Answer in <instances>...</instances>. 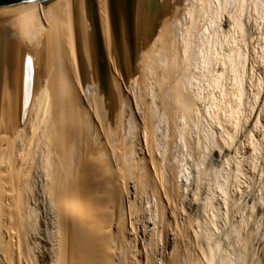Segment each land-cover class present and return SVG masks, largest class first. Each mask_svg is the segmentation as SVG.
Wrapping results in <instances>:
<instances>
[{"label": "bare ground", "instance_id": "1", "mask_svg": "<svg viewBox=\"0 0 264 264\" xmlns=\"http://www.w3.org/2000/svg\"><path fill=\"white\" fill-rule=\"evenodd\" d=\"M262 151L264 0L0 12V264H247Z\"/></svg>", "mask_w": 264, "mask_h": 264}, {"label": "rangeland", "instance_id": "2", "mask_svg": "<svg viewBox=\"0 0 264 264\" xmlns=\"http://www.w3.org/2000/svg\"><path fill=\"white\" fill-rule=\"evenodd\" d=\"M213 153V152H212ZM212 153L211 154H209L206 158V161L205 162H207L208 160V165H207V163H206V165H205V168L207 169L208 167H210V165H212L213 163H214V156L212 155ZM262 154V155H261ZM262 156V157H261ZM213 159V160H212ZM263 159H264V151H262L261 153H260V156L258 155V158H257V160H256V162L254 161V165L256 166H254V165H252L253 167L252 168H248L250 171H251V173H252V178L253 179H251L250 178V185H244L243 183L241 184V189L243 188V190H244V192H243V190H242V192L240 193V192H236V186L234 187V185H236V183H234L235 181L234 180H232V178H231V184L233 185H230L229 184V187H228V191H229V195L230 196H232L233 197V199L232 200H234L233 201V203H232V201H229L228 202V207L227 208H224V206L222 205V207H223V210H222V212H224L225 213V211H229V215H228V220L227 221H222L223 222V228H225V227H227V228H225V230H227V229H229L230 228V225H231V223L232 222H235V221H239V220H241V218H242V215L244 214V215H247L248 213H250L251 211H250V209L248 210V209H246L245 210V198H246V196H247V194L249 193V192H251L252 190H254V191H252V192H255V191H258V189H260L261 188V186H263V184H264V161H263ZM213 161V162H212ZM209 162H211L212 164H210ZM258 162L260 163V164H258ZM254 169V170H253ZM253 170V171H252ZM208 171H209V169H207V174H208ZM209 175V174H208ZM208 175H205L204 177H202V178H204V179H202L201 180V183L199 184V191H201V195L202 194H204V193H207V191H208V193H209V190L207 189L209 186H208V184H209V182H210V179H209V177H207ZM261 175V176H260ZM261 178V179H260ZM206 179H208V180H206ZM234 179V178H233ZM206 180V182H204ZM234 181V182H233ZM203 182H204V184H203ZM233 182V183H232ZM208 183V184H207ZM261 183V184H260ZM211 184V183H210ZM201 185H203V186H201ZM200 186L202 187V188H200ZM244 186V187H243ZM247 186V187H246ZM250 186V187H249ZM192 187V188H191ZM195 187H196V184H194V183H192L190 186H189V188L187 189V191H189L190 189H195ZM246 187V188H245ZM206 188V189H205ZM234 188H235V191H234ZM249 188V189H248ZM247 190V191H246ZM191 191V190H190ZM189 191V192H190ZM249 191V192H248ZM189 192H187V193H189ZM248 192V193H247ZM237 194V196H236V194ZM239 193V194H238ZM200 194V193H199ZM221 197H219V201L221 200L220 199ZM237 200V201H236ZM239 201V202H238ZM238 204V205H237ZM258 204V203H257ZM236 205V206H235ZM259 205H261V203H259ZM259 205H257V207L259 206ZM256 206L254 207L255 209H253V210H255V211H253V218L252 219H249V223H248V226L246 227V228H248V230L245 228V230H246V233H253L252 234V240H253V242H252V244L249 246V248H247V254H246V261H247V264H257V262H258V264H259V261H260V263L262 264L263 262V255H262V251H260V250H262V249H260V248H262V247H260V246H258L259 244L257 243L259 240H262L263 242H264V217H262L261 219L259 218V213H258V211H259V207L257 208ZM227 209V210H226ZM245 210V212L244 213H242L243 211ZM250 211V212H249ZM248 212V213H247ZM232 213V214H231ZM243 215V216H244ZM244 217H246V216H244ZM251 220V221H250ZM262 220V221H261ZM226 222V224H224ZM250 224V225H249ZM227 225V226H226ZM257 228V229H256ZM260 230V231H259ZM251 231H254V232H251ZM257 231H259L258 233H257ZM257 234H258V236H257ZM233 235H231L230 237H232ZM263 236V237H262ZM259 238H261V239H259ZM234 239H233V237H232V240H231V238H230V241L232 242ZM257 240V241H256ZM229 241V243L232 245H230V244H228V242H225V243H223V244H225V245H223V246H226V244H228V246L230 247H232V249L233 248H235L236 247V244L234 243V242H230ZM257 244H256V243ZM235 244V245H234ZM235 246V247H234ZM252 246V247H251ZM230 247V248H231ZM257 248V249H256ZM234 250H236V248L234 249ZM253 252H252V251ZM257 250V251H256ZM252 252V253H251ZM251 253V254H250ZM255 254V255H254ZM257 255V256H256ZM253 256V257H252ZM257 257V258H256ZM255 258V259H254ZM252 260V261H251ZM262 260V261H261Z\"/></svg>", "mask_w": 264, "mask_h": 264}, {"label": "water", "instance_id": "3", "mask_svg": "<svg viewBox=\"0 0 264 264\" xmlns=\"http://www.w3.org/2000/svg\"><path fill=\"white\" fill-rule=\"evenodd\" d=\"M30 1H33V0H0V12L6 11V10H11L13 8L24 5ZM50 1H52V0H41V2H43V3H47Z\"/></svg>", "mask_w": 264, "mask_h": 264}]
</instances>
